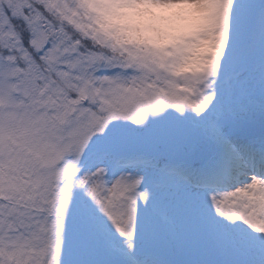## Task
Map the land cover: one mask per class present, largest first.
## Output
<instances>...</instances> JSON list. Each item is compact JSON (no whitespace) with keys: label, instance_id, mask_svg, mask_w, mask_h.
I'll list each match as a JSON object with an SVG mask.
<instances>
[{"label":"snow or ice","instance_id":"6c2138e0","mask_svg":"<svg viewBox=\"0 0 264 264\" xmlns=\"http://www.w3.org/2000/svg\"><path fill=\"white\" fill-rule=\"evenodd\" d=\"M0 264H264V0H0Z\"/></svg>","mask_w":264,"mask_h":264}]
</instances>
